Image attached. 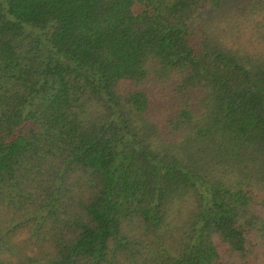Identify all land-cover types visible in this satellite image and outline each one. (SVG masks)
I'll list each match as a JSON object with an SVG mask.
<instances>
[{
  "label": "trees",
  "instance_id": "trees-1",
  "mask_svg": "<svg viewBox=\"0 0 264 264\" xmlns=\"http://www.w3.org/2000/svg\"><path fill=\"white\" fill-rule=\"evenodd\" d=\"M0 264H264V0H0Z\"/></svg>",
  "mask_w": 264,
  "mask_h": 264
},
{
  "label": "rangeland",
  "instance_id": "rangeland-1",
  "mask_svg": "<svg viewBox=\"0 0 264 264\" xmlns=\"http://www.w3.org/2000/svg\"><path fill=\"white\" fill-rule=\"evenodd\" d=\"M229 3H236V0H227Z\"/></svg>",
  "mask_w": 264,
  "mask_h": 264
}]
</instances>
